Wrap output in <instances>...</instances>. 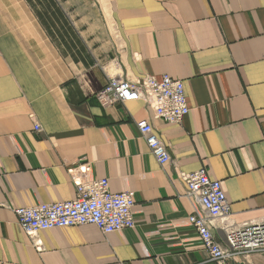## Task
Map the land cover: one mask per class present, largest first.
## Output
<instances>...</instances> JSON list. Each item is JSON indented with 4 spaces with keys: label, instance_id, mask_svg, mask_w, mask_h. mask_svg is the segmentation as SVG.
Returning a JSON list of instances; mask_svg holds the SVG:
<instances>
[{
    "label": "crops",
    "instance_id": "0c3cea01",
    "mask_svg": "<svg viewBox=\"0 0 264 264\" xmlns=\"http://www.w3.org/2000/svg\"><path fill=\"white\" fill-rule=\"evenodd\" d=\"M35 4L0 0V264H213L179 176L201 168L230 203L209 226L219 243L228 227L264 224V0H49L58 44ZM162 75L183 83L179 123L140 100L103 107L95 97L110 77ZM140 119L171 164L150 153ZM102 178L132 194V228L29 237L18 226L16 207L71 200L75 181ZM231 264H264V253Z\"/></svg>",
    "mask_w": 264,
    "mask_h": 264
},
{
    "label": "built area",
    "instance_id": "2783aa9c",
    "mask_svg": "<svg viewBox=\"0 0 264 264\" xmlns=\"http://www.w3.org/2000/svg\"><path fill=\"white\" fill-rule=\"evenodd\" d=\"M95 97L103 107L143 101L153 110L155 118L169 124L179 123L189 112L182 81L168 75L159 79L145 76L134 82L110 77ZM135 125L158 164H171L167 146L151 123L140 119ZM35 130H39L38 125ZM179 176L186 185V197L202 210L189 215L188 221L195 228L210 262L231 264L235 257L264 253V224L228 227L225 244L219 243L211 233V221L227 217L230 212V203L220 181L211 179L203 168ZM133 205L132 194L111 192L106 178L82 179L75 181V197L71 200L16 207L14 212L18 226L29 237L40 231L76 226H93L102 234H109L134 226Z\"/></svg>",
    "mask_w": 264,
    "mask_h": 264
},
{
    "label": "rangeland",
    "instance_id": "374dc122",
    "mask_svg": "<svg viewBox=\"0 0 264 264\" xmlns=\"http://www.w3.org/2000/svg\"><path fill=\"white\" fill-rule=\"evenodd\" d=\"M33 6L34 8L36 7L37 13L38 12L44 13L46 17L49 15V13L51 14L52 19L50 20V26L52 27L51 29L56 32V34L52 33V31L51 32L48 30L47 31L50 33L51 35L50 37L52 41L55 42V44H58L56 43V41L59 40V35L57 34H58L59 29L63 28L61 25L62 23H60V20H59L60 14L58 13L56 9H54L53 4H52V7L49 6V0H40V1L38 0V4H35ZM43 22L45 23L43 27L47 29L48 22L47 21H43Z\"/></svg>",
    "mask_w": 264,
    "mask_h": 264
}]
</instances>
